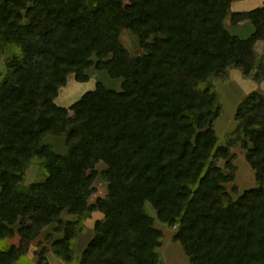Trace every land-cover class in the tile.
<instances>
[{"label":"trees","instance_id":"16d2710c","mask_svg":"<svg viewBox=\"0 0 264 264\" xmlns=\"http://www.w3.org/2000/svg\"><path fill=\"white\" fill-rule=\"evenodd\" d=\"M235 1L0 0V243L21 237L0 244V264H23L27 243L48 226L56 254L72 261L77 223L62 215L94 211L103 216L80 264H164L157 220L176 228L192 264H264V92L239 103L227 144L214 128L222 105L213 79L231 68L264 79L256 53L264 3L233 11ZM228 21L254 32L243 38ZM125 30L139 38L140 54L123 44ZM92 67L121 79V89L99 81L59 105L68 77L86 82ZM49 135L63 136L67 153L44 142ZM237 144L260 184L234 198ZM32 162L46 175L25 186ZM100 162L109 191L89 204ZM38 263L47 264L42 252Z\"/></svg>","mask_w":264,"mask_h":264},{"label":"rangeland","instance_id":"374dc122","mask_svg":"<svg viewBox=\"0 0 264 264\" xmlns=\"http://www.w3.org/2000/svg\"><path fill=\"white\" fill-rule=\"evenodd\" d=\"M263 3L264 0H236L232 5V10H249L261 6ZM245 26L249 27V22H244L241 26H232L228 21V27L231 29V32L238 34L243 38L249 36V31ZM122 41L131 55H138L142 52L139 38L130 31H123ZM256 53L258 57L261 55L264 56V42H259L256 45ZM5 58L6 55L2 52L0 46V72L6 71ZM89 74L91 78L86 82L77 81L73 74L70 75L67 84L62 87L56 102L59 105L68 107L75 101L79 100L85 92L94 89L96 83L99 81L103 82L109 88L116 90L121 89L122 80L110 77L106 71H100L95 67H92L89 70ZM261 82L258 83L252 78L244 76L239 68H231L226 79L222 77L213 79V88L219 92L220 103L222 105L221 115L214 125L220 144H227L230 135L238 127V121L235 119V114L239 103L251 91L261 89L263 87ZM85 126L87 129L96 133L104 131L103 128L93 127L86 124ZM43 141L51 144L57 153L65 154L68 151L63 136L49 135L44 137ZM231 152L233 154L232 163L235 167V179L228 184V187L230 190L234 187V190H232L233 197L238 198L245 190L258 186L260 182L256 177L254 169L246 159V149H244L241 144H237L231 147ZM218 164L222 166L226 172L230 171L228 167H225L226 161L224 159L219 160ZM105 169L106 165L103 162L98 163L97 170L99 174L93 183L94 191L87 196L89 204L95 203L98 198L105 197L108 194V183L102 174ZM45 175L46 172L44 169L41 170L37 163H29L26 167V180L23 185L28 186L33 182L41 181L45 178ZM147 208L149 213L157 218L155 208L151 204H148ZM102 216L103 214L99 211H94L91 214L82 216L72 213H64L62 215L64 219L76 221L77 223L78 234L73 240V247L75 248L76 253L72 261H67L56 254L53 246L55 236L54 230L52 226H48L35 240L27 243V251L22 259V263L39 264L40 253L42 252L45 255L47 264H80L82 253L88 242L94 236L95 222ZM157 226L164 232L163 243L160 248L163 263L192 264L182 245L174 240L176 228L164 224L159 220H157ZM20 240L21 237L17 234L10 239L2 240L0 244L3 248H6L11 244L19 245Z\"/></svg>","mask_w":264,"mask_h":264},{"label":"crops","instance_id":"0c3cea01","mask_svg":"<svg viewBox=\"0 0 264 264\" xmlns=\"http://www.w3.org/2000/svg\"><path fill=\"white\" fill-rule=\"evenodd\" d=\"M258 7V6H257ZM250 10V9H249ZM244 23V22H243ZM243 23H241V25H243ZM240 24L239 25H237V26H241ZM233 26V25H232ZM246 26H248V25H246ZM245 26V27H246ZM247 29H248V31H249V36L254 32V27L249 23V27H246ZM231 30V29H230ZM238 35V34H237ZM248 37V36H247ZM263 55H261V56H259V58H261ZM262 84H263V87L260 89V90H262L263 92H264V79H263V81L261 82Z\"/></svg>","mask_w":264,"mask_h":264}]
</instances>
